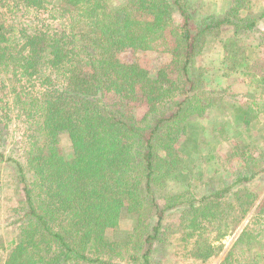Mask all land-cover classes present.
Returning <instances> with one entry per match:
<instances>
[{"label":"trees","instance_id":"1","mask_svg":"<svg viewBox=\"0 0 264 264\" xmlns=\"http://www.w3.org/2000/svg\"><path fill=\"white\" fill-rule=\"evenodd\" d=\"M26 2L56 16L62 26L18 29L0 18V73L9 72L16 81L25 76L34 81L30 90L17 85L12 91L13 103L31 125L26 157L35 179L29 181L22 161L0 149L1 161L18 165L26 207L25 223L12 240L5 264H123L113 259L123 257L127 246L137 251H130L132 263L126 264H150L151 248L138 254L135 233L146 236L151 245L160 234L163 213L177 206L186 215L193 214L192 221L212 220L223 202L220 197L231 188L212 191L200 204L176 201L161 207L154 184L163 164L175 165L170 145L182 130L175 129L176 123L186 122L189 114H204L212 105L201 96L191 64L204 51L209 31L223 23L239 24L230 19L229 11L227 18L214 17L194 32V12L185 0ZM175 12L183 16L178 28ZM255 25L256 21L243 26ZM169 35L173 57L157 74L119 59L128 49L153 50ZM234 41L227 38L223 46ZM175 68L180 71L176 89H183L182 96L166 101L169 109L145 131L142 120L129 115L127 107L141 91L154 110L159 99L173 92L175 82L168 81ZM61 136L70 141L69 155L60 148ZM160 144L169 145L165 154L158 152ZM257 173L237 181H248ZM247 188L236 191L240 202L236 204L244 212L252 204L253 193ZM177 197L173 194L169 199ZM258 208L264 211V198ZM124 211L136 221L132 230L124 232L128 238L132 235L126 243L119 225ZM110 228L114 238L107 232Z\"/></svg>","mask_w":264,"mask_h":264},{"label":"rangeland","instance_id":"2","mask_svg":"<svg viewBox=\"0 0 264 264\" xmlns=\"http://www.w3.org/2000/svg\"><path fill=\"white\" fill-rule=\"evenodd\" d=\"M116 1L121 3L124 0ZM185 1L194 12V32L214 17L227 18L229 11L230 19H236L239 26L223 23L209 31L204 51L198 53L191 64L190 69L195 70L192 72L200 80L201 96L207 97L206 103L211 102L212 105L204 114H189L186 122L179 119L181 122L176 123L179 128L175 129L182 127V130L174 134L176 139L170 145L176 155L172 161L175 165L163 164L159 169L154 184L156 198L161 207L176 201L193 205L200 204L202 197L212 191L231 188L220 197L219 201L223 202L212 220L199 218L203 226H199L198 220L192 221L193 214L186 215L182 206H177L163 213L160 234L151 245L145 241L144 235L139 238L135 233L132 239H139L140 255L151 248L150 264H262L264 211L260 212L258 205L264 198V17H261L264 0ZM25 2L0 0V18L18 29L26 25L33 28L62 26L56 16L30 8ZM173 15L178 28L183 24V16L179 12ZM254 21V27L244 28L243 25ZM227 38L235 41L234 45L226 48L223 43ZM172 43L169 35L153 50L128 49L120 53L119 59L136 62L157 74L172 60ZM169 72L168 83L175 82L174 90L159 99L154 110H150V104L141 91L127 107L129 115L142 120L145 131L151 130L157 118L169 109L166 101L178 100L182 96L183 89H176L180 71L175 68ZM33 83L26 76L16 81L11 73H0V149H4L8 157L22 161L29 181L35 179L26 157L31 125L13 103L12 89L23 85L30 90ZM173 109L176 108L173 106ZM59 145L65 155L70 154L67 137L61 136ZM168 146L160 144L158 152L165 154ZM171 167L175 170L169 171ZM256 171L258 173L250 180L237 181ZM244 187L253 193L251 208H245V212L236 204L240 203L236 191ZM173 194L178 197L170 200L169 196ZM24 201V184L18 165L0 159V264H5L12 240L18 237L25 223L22 218L26 211ZM135 223L134 217L124 211L119 224L123 229V243L132 237L128 238L124 232L132 230ZM107 232L110 237H115L112 228ZM127 249H124L123 257H115L113 261L132 263L130 251L137 250Z\"/></svg>","mask_w":264,"mask_h":264}]
</instances>
